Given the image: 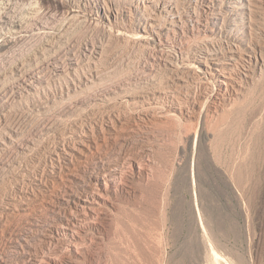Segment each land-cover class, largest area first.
Wrapping results in <instances>:
<instances>
[{
  "label": "rangeland",
  "instance_id": "374dc122",
  "mask_svg": "<svg viewBox=\"0 0 264 264\" xmlns=\"http://www.w3.org/2000/svg\"><path fill=\"white\" fill-rule=\"evenodd\" d=\"M82 2L0 0V115L7 112L12 128L19 127L33 141L26 153L20 141L19 148L0 155V214L12 200L20 202L19 210L0 223V264L10 255L18 264H32L38 256L48 257L51 264H264V68L255 71L241 99L221 104L219 111L202 105L200 113L190 118L178 113L168 119L162 108L147 112L128 107L104 97L102 86L95 90L99 99L79 108L67 97L58 98L54 105L51 102V109L45 110L35 100L28 103L21 75L34 68L31 58L38 60L44 72L58 56L74 55L87 64L103 51L108 57L102 78L108 82L126 84L133 94L140 93L146 81L176 93L163 67H156L160 71H153L155 76L147 73L150 54L159 53L161 46L153 43L143 48L133 44L131 36L105 28L97 14L105 0ZM107 2L123 11L129 6L128 0ZM19 24L29 31L26 37H15ZM252 40L264 50V26L256 29ZM194 89L195 84L176 94L181 97ZM168 102L161 104L164 109ZM116 116L124 123L120 125L123 137L101 133L94 154L71 167L76 180L68 186L82 188L98 171L101 176L113 172L114 181L123 179L124 184L105 191L100 204L86 202L97 210L90 218L80 219L75 229L66 219V187H59L52 176L51 153L64 141L70 143L77 129L107 124ZM36 178L47 183L37 186ZM23 191L33 192L32 196L26 198ZM57 228L64 232L52 235Z\"/></svg>",
  "mask_w": 264,
  "mask_h": 264
},
{
  "label": "bare ground",
  "instance_id": "6f19581e",
  "mask_svg": "<svg viewBox=\"0 0 264 264\" xmlns=\"http://www.w3.org/2000/svg\"><path fill=\"white\" fill-rule=\"evenodd\" d=\"M72 1L89 2V0ZM92 1L99 2V0ZM105 1L106 2H102L103 4L99 7L96 6L97 14L101 17L102 25L105 28H108L110 31L114 30L117 34L123 33L125 34L124 36H131L132 39H130L133 44L143 46V48L149 47L153 43L162 47L160 48V50L162 49L161 51L157 49L160 51L159 53L155 52L154 54H150L149 58L151 61L149 60L150 64L148 63L150 67L146 65L149 70V72L147 73H149L150 75L153 74V76H155L154 73H156L157 71L156 67L160 66L164 68H161V70L168 71V79L173 83L177 91L183 89L184 87H192L193 84H195V89L191 90V93L189 92L183 95L185 97H180L179 95L177 96V91L174 94V92L170 90H164V86L160 87V85H157L154 82L146 81L143 85L141 84L143 88L140 89L143 90L140 93H130V89L128 91L129 87L126 84L120 82L118 83L114 80L112 81H114L115 83L112 81V83H110L105 78H102L104 70L102 68V65L103 62L105 63L104 60H107L108 57V55L106 53H103V51L99 56L95 57L93 60H90L87 64H84L82 62L83 60L81 61L74 55L73 57L71 55L66 59L58 56L53 62L49 63L48 66L45 65V71L48 72V74L45 71L43 72V70H40L42 66L38 64V60L31 58L34 61V68H32V71L30 73L24 74L25 72L21 70L23 72V74L21 75V84L27 92L26 99L28 103L29 101L35 100V102L37 101L36 103H38L39 107L45 110L49 108L51 109V102H53L54 105V102H57L58 98H62L63 100L65 99L64 97H67L66 100L69 99V102L71 100L74 104L72 105L79 108L80 106L82 107V105L87 104L89 100L91 101L99 99V96L97 97L98 94L95 93V90L98 89L97 87L102 86L105 87L103 89H105L106 91L103 96H106L107 99H114L121 104L125 103L127 106L130 104L132 106H135L134 108L138 110H145L147 112L148 109H152L153 111H155L156 109L162 108V115H165L168 119H175L178 113L180 114V117L190 118L200 113H197L198 107L201 108L202 105H204L205 108V106L208 104L209 106L219 111V107L221 104L227 103V101L231 99L232 102L233 100L241 99L242 97L239 98V96L243 94L245 89L247 90V88L245 87L251 84L255 71H257V69L264 68V50L258 48L257 46H254L252 42L256 29H258V27L261 28V26H264V0H128L129 6L127 7V9H124V11L122 10V8L115 9L110 3L107 2V0ZM79 6L80 5H78V7ZM26 17L28 18V16ZM97 20H100V18H97ZM44 22L42 21V23ZM97 22L99 23V21ZM51 24H49V26ZM45 25L47 26V24ZM21 26L19 24L18 28L14 29L13 33L17 34V36L15 37L22 38L26 37L29 34V31L27 32V30L23 29V27ZM46 26H43V28H45ZM41 31L42 32L40 33H44V30L41 29ZM51 32L52 30L50 31V33ZM36 33L37 32H35V35ZM47 33L48 32L46 31L45 34ZM114 33L115 32H113V34ZM120 37L122 38V36ZM193 40L197 41V43H194ZM125 43H127V41ZM170 49L172 50L171 52H173H170L171 54L169 53V51H167ZM39 62L41 63V61ZM155 68L156 70H154ZM153 71L155 72L153 73ZM107 82L110 84H107ZM164 101L165 104L166 101H170L168 102L170 103L169 107L167 108L166 106V109H164L165 107L161 105ZM68 105H70V107L72 106L71 104ZM40 108L39 110H41ZM201 110H203V108ZM8 116L9 114L7 112H4V114L0 115V155L6 150L19 148V144L21 143L20 141H22L24 145L20 148L23 150V152L26 153V151L32 149L33 141L27 140L24 137L26 135H23L20 130H17L19 127L17 129L12 128L13 125L10 122L11 120ZM148 117L150 118V116ZM61 124H63V122H61ZM121 124V118L119 116H116L114 118L111 117L109 123L107 124L101 123L97 126H88L89 128L83 126L86 129H77V131H75V133L73 134V139L70 143L67 142L66 138H62L66 140V143L64 141L63 143H61V145L59 144L60 146L57 145L51 153L54 159V169L52 171V176L55 182L59 184V187L60 185L66 187V192L63 197L64 206L69 210V215L66 216V219L69 223L68 225H72V227L75 229L80 227V219L82 220L83 218L86 220L88 217L90 218L91 215H93L92 213L94 212V210H97L96 206L92 207L91 204H100L102 200L101 198L104 199V192H107V190H109L110 188L116 190L118 182L114 181V179L117 178L116 174H113V172L112 174H109L107 171H105L104 174L102 173V176L105 180L102 184V176L98 173V171L96 174H89L90 176L88 185L86 184L87 182L85 180L86 185H82V188H73L72 186H68L69 182H73L74 180H76V175L71 170V167H73L76 160H80V158L86 159L90 156L91 153L95 151L94 148L99 143L97 142V137H99L101 133L103 134L105 132H109L115 137H119L120 135L123 137V133L121 132V130H123L124 128H120ZM107 138L109 137L107 136ZM131 163L132 161L129 164ZM36 179L37 180L35 181V183L37 186H41L47 183V181L46 183H44L45 181L43 180V178ZM67 187L69 189H67ZM30 192L23 191V194L26 195V198H28L27 196L31 195ZM86 202L91 204L88 205L86 204ZM19 203L20 202L17 203L16 200H12L10 202L11 206L6 209L4 208L2 214H0V223L3 222V218L5 216L9 215L11 212L19 210ZM6 223L4 226H6ZM61 231L63 230L57 228L55 229V231H51V234L59 235ZM9 252L12 253L11 251ZM5 257H8V253L7 256L5 255ZM3 259H5L4 256L2 257V260ZM14 260V256L10 255V258L8 257L7 260H4L3 264H18L15 263ZM43 263L51 264V260L45 256H38L34 259V261H32V264Z\"/></svg>",
  "mask_w": 264,
  "mask_h": 264
}]
</instances>
